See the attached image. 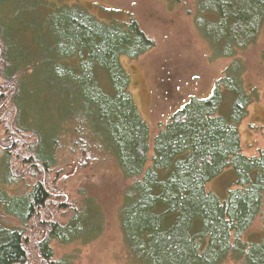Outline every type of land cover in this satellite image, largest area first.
<instances>
[{
    "label": "trees",
    "instance_id": "trees-1",
    "mask_svg": "<svg viewBox=\"0 0 264 264\" xmlns=\"http://www.w3.org/2000/svg\"><path fill=\"white\" fill-rule=\"evenodd\" d=\"M14 1L0 0L6 13L0 17L1 38L10 40L9 26L2 22L28 13L24 27L31 30V43L24 36L18 45L13 39L6 45L1 82L15 87L18 133L39 141L31 164L40 163L50 173L70 139L73 153L89 147L118 168L131 182L124 196L131 201L129 216L121 229L136 264H223L238 254L244 264H264V241L249 245L242 240L258 217L264 227V153L247 158L242 152L239 127L253 95L243 89L236 63L210 98H192L161 126L150 157V128L120 61L155 48L139 23L114 9H103L106 17L97 19L86 9L56 8L49 0ZM196 18L209 36L215 35L213 48L222 46L225 56H233L258 36L264 0H197ZM14 31L10 27L13 38ZM225 92L234 99L227 118L221 115ZM229 168L238 176L237 188L221 201L207 185ZM31 171L42 174L37 167ZM49 198L39 182L27 200L12 202L19 211L11 213L26 225L47 211ZM83 217L77 212L66 225L48 224L46 237L34 244L41 264H60L52 243L81 239L86 230L78 219ZM28 247L25 230L0 223V264H28Z\"/></svg>",
    "mask_w": 264,
    "mask_h": 264
},
{
    "label": "rangeland",
    "instance_id": "rangeland-1",
    "mask_svg": "<svg viewBox=\"0 0 264 264\" xmlns=\"http://www.w3.org/2000/svg\"><path fill=\"white\" fill-rule=\"evenodd\" d=\"M49 1L56 8L86 9L97 19L106 17L103 9L128 13L155 42L152 51L136 60L127 57L120 59L129 76V91L138 112L150 128V157L161 126H167L170 118L192 98H210L215 84L228 77L234 63L238 72H242L239 81L243 89L253 95L248 115L239 127L242 152L247 158L264 153V25L253 41L236 49L233 56H225L222 46L219 50L213 48L215 35L209 36L206 24L196 18L197 0ZM12 2L15 4L14 0ZM39 11L42 16L46 13L42 8ZM5 15L0 10L2 19ZM14 20L2 22L8 24L9 38L13 39L14 46L24 36L31 43V30L24 27L30 20L29 14L25 13L17 21ZM10 27L15 30L12 32L14 38L10 34ZM10 40H3L0 33V59L5 56ZM2 74L0 70V121L5 120L0 123V223L12 229L25 230V237L29 241L28 264H38L34 244L46 237L48 224L55 221L66 225L77 212L87 215L78 219L86 233L69 244L53 242L55 261L60 264H136L132 259L135 253L128 246L121 229L129 216L131 201L127 202L124 196L131 182L126 181L120 170L95 149L80 146L78 153H73L70 139L65 141L60 161L50 173L44 172L40 163L31 164L38 152L39 141L36 143L37 138L29 133L23 134V137L18 133L15 87H4ZM233 100L230 93H224L221 107L224 118L229 116ZM5 104L8 105L4 107ZM82 104L78 103V107ZM46 129V126H42L40 131L45 133ZM32 165L39 168L42 174L32 173ZM237 181L236 172L229 168L207 185V192L225 201L229 192L237 188ZM39 182L50 194L47 211L36 213L30 222L23 225L11 213L19 211V205L12 202L27 200ZM242 240L249 245L263 243L264 227L260 217ZM223 264H244V259L241 260L238 254Z\"/></svg>",
    "mask_w": 264,
    "mask_h": 264
},
{
    "label": "water",
    "instance_id": "water-1",
    "mask_svg": "<svg viewBox=\"0 0 264 264\" xmlns=\"http://www.w3.org/2000/svg\"><path fill=\"white\" fill-rule=\"evenodd\" d=\"M11 128H13V124H12ZM36 143H38V140L36 141ZM33 166H35V165H32V167H33Z\"/></svg>",
    "mask_w": 264,
    "mask_h": 264
}]
</instances>
